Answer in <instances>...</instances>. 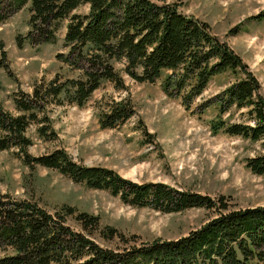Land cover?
I'll return each instance as SVG.
<instances>
[{"label": "trees", "instance_id": "obj_1", "mask_svg": "<svg viewBox=\"0 0 264 264\" xmlns=\"http://www.w3.org/2000/svg\"><path fill=\"white\" fill-rule=\"evenodd\" d=\"M82 5L86 10L77 11ZM21 7L28 12L23 39L30 44L54 41L65 20L66 50L55 55L72 74L55 72L34 81L30 91L13 94L15 112L0 105V149L12 150L30 168L40 164L55 169L74 182L105 189L126 204L162 212L203 207L213 215L184 234L142 242L111 226L100 227L97 215L73 206L61 204L49 211L33 200L0 192V264H250L262 259L264 204L231 207L222 195L209 196L162 181H135L104 165L77 162L61 147L37 155L26 149L31 143L25 134L30 124L44 139L55 136L47 114L52 105L81 106L103 80L125 88L115 63L136 81L151 82L164 73L165 93L178 96L186 109L212 75L229 70L235 79L195 109L216 107L218 115L209 122L212 132L258 140L264 148V101L257 80L239 55L212 34L205 21L185 14L173 2L0 0V21ZM0 65H5L1 58ZM229 108H243L246 120L221 119L220 113ZM133 113L127 96L109 97L97 119L101 127H114ZM245 166L264 174V154L245 157ZM67 215L78 228L66 222ZM94 235L105 240L117 237V243L102 244Z\"/></svg>", "mask_w": 264, "mask_h": 264}, {"label": "rangeland", "instance_id": "obj_2", "mask_svg": "<svg viewBox=\"0 0 264 264\" xmlns=\"http://www.w3.org/2000/svg\"><path fill=\"white\" fill-rule=\"evenodd\" d=\"M151 1L173 2L185 14L205 21L209 31L247 64L264 101V0ZM85 10L84 5L77 8ZM257 13L258 17L249 18ZM27 15L21 7L0 21V58L5 64L0 65V105L10 112H15L12 95L30 91L34 81L48 79L55 72L72 74L55 55L66 50L62 40L65 20L60 22L54 41L30 44L23 39ZM115 68L125 88H114L103 80L81 106L52 105L47 114L55 136L44 139L30 124L25 130L31 141L27 152L37 155L61 147L77 162L104 165L135 181H162L209 196L222 195L231 207L264 204V174L245 166V157L264 154L259 141L221 130L212 132L209 122L218 115L216 107L195 109L232 82L234 73L224 70L212 75L186 109L178 96L165 93L161 84L164 73L151 82L136 81L121 70L120 63H115ZM122 96L130 99L134 113L117 126L101 127L99 108L109 97ZM243 110L229 108L220 118L245 121ZM0 192L33 200L49 211L61 204L73 206L97 215L100 227L111 226L142 242L184 234L213 215L203 207L162 212L126 204L105 189L74 182L55 169L40 164L30 168L10 149H0ZM66 222L78 228L71 215L66 216ZM94 236L105 245L117 243V237L105 240ZM250 264H264V257Z\"/></svg>", "mask_w": 264, "mask_h": 264}]
</instances>
